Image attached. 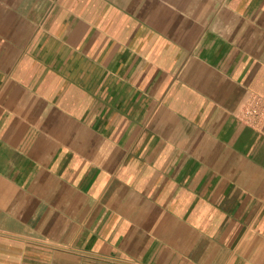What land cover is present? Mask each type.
Instances as JSON below:
<instances>
[{
    "label": "crops",
    "instance_id": "0c3cea01",
    "mask_svg": "<svg viewBox=\"0 0 264 264\" xmlns=\"http://www.w3.org/2000/svg\"><path fill=\"white\" fill-rule=\"evenodd\" d=\"M0 264H264V0H0Z\"/></svg>",
    "mask_w": 264,
    "mask_h": 264
},
{
    "label": "built area",
    "instance_id": "2783aa9c",
    "mask_svg": "<svg viewBox=\"0 0 264 264\" xmlns=\"http://www.w3.org/2000/svg\"><path fill=\"white\" fill-rule=\"evenodd\" d=\"M256 111H257V109L253 108L249 112H256Z\"/></svg>",
    "mask_w": 264,
    "mask_h": 264
}]
</instances>
